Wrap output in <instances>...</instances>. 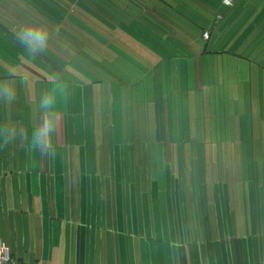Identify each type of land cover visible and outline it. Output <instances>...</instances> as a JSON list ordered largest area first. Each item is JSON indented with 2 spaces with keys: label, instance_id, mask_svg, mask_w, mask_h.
Here are the masks:
<instances>
[{
  "label": "crops",
  "instance_id": "1",
  "mask_svg": "<svg viewBox=\"0 0 264 264\" xmlns=\"http://www.w3.org/2000/svg\"><path fill=\"white\" fill-rule=\"evenodd\" d=\"M252 6H255L254 12L250 15ZM222 25L226 27L225 35L231 33L235 37L236 31L240 33L226 53L198 55V51L196 56L185 60L163 61L156 53L143 48L155 62L138 74L150 78L154 116L160 115L159 127L163 135L172 131L175 139V133L180 134L178 110L186 107L190 92L194 96L200 93L201 86L209 88L206 100L208 98L210 118L215 119L218 111L217 102L212 99L222 96L229 104L223 107V113L230 115L225 122V134L234 142L225 144L230 148L228 152L225 148V155L222 154L226 165H217L221 154L211 151L206 157L215 165H206V168L176 165L181 176L184 168L190 170V177L174 179L172 174L170 178L175 187L172 193L176 195L175 243L168 245L157 238L142 237L133 218L132 226L120 228L118 197L110 193V200L105 199L104 184L98 179H85L88 189L84 190L76 173L82 165H77L75 172L70 168L69 173H66V165L59 169L57 165H48L44 177L40 172L36 174L33 166L32 172L9 174L7 171L0 175V243L7 246L12 259L23 264H264V165H235L243 159L244 151L234 150V147H242L244 143L248 154L249 132L247 117L241 132L242 117L232 116V104L238 98L245 103V109L249 99L250 103L255 99L256 106L264 108V3L235 0L226 11ZM138 57L128 54L127 58ZM218 63L223 65L221 73L217 70ZM27 69L28 72L21 70L20 75L30 71L34 74L35 68ZM22 78H17V87ZM9 83L8 80L0 81V85ZM237 86L243 93H236ZM212 132L210 128L207 137L211 148L216 149ZM242 138L244 141L237 143ZM259 147L260 159L264 161V144ZM176 154L178 163L180 151ZM244 161L247 162L245 155ZM155 166L158 178L150 174L147 181L158 183V186L168 185L167 172L161 182L162 165ZM167 167L164 165V171ZM12 168L7 166L8 170ZM88 168L89 165H85L87 172ZM58 170H61L59 179L56 177ZM194 170H198L200 177H194ZM182 187L191 189L180 197ZM129 194L131 202L138 199L132 198V190ZM143 215L150 222L151 213ZM109 219L112 221L110 229ZM121 229L127 233L124 238ZM143 229L144 235L153 233L161 238L164 233L162 227L151 229L145 224Z\"/></svg>",
  "mask_w": 264,
  "mask_h": 264
},
{
  "label": "rangeland",
  "instance_id": "2",
  "mask_svg": "<svg viewBox=\"0 0 264 264\" xmlns=\"http://www.w3.org/2000/svg\"><path fill=\"white\" fill-rule=\"evenodd\" d=\"M190 39L184 36L188 51L192 53L200 51L201 44L196 42L191 44L192 39ZM133 49L134 55L141 58L124 59L130 64H124L127 69L118 70L114 67L113 70L111 69L114 73H109L110 77L96 73L92 66L84 61V66H81L76 77L66 73L61 76L62 74L59 75L53 68L49 72L45 71V67H36L33 70L34 74H24L19 80L20 87L16 86L18 81L16 78L9 80L10 83L7 85H0V93L4 87H7L14 94L10 100L6 99L3 93L2 96L0 95V175L7 171L9 174L10 172L27 173L34 166V172L36 174L40 172L44 177L48 165H57L58 169L66 165V173H69L70 168L75 172L77 165H82V169H78L76 173L82 181L84 190L88 189L85 179L89 181L98 179L104 184L105 199L110 200L108 197L110 193H115L118 197L120 228L123 225L132 226L133 218L137 231L139 232V229L142 231L138 233L139 235L149 239L157 238V241L161 240L170 245L175 243L176 237L174 209L176 195L172 193V188L175 187L171 185L173 180L170 178L172 174L174 179L190 177V170L184 168L181 176L179 170L177 172L176 165H187V167L202 165L204 168L206 165H215L209 157H206L211 151L221 154L217 165H226L222 158V154L225 155V144L227 141L234 142L225 134V122L230 119V115L223 113V107L224 104L227 106L229 104L222 96L212 99L213 102H217L218 111L215 119L210 118L208 98L206 100L209 88L201 86L200 93L197 92L194 96L190 92L191 96L187 100L186 107L184 105L178 110L180 134L176 132L175 139L172 131L170 133L167 131L163 135L159 127L160 115L158 114L157 118L154 116L155 103L150 98L152 97L150 78L138 74L144 73L155 60L149 59L143 48L133 45ZM88 55V53L85 55V59ZM216 66L221 73L223 65L218 63ZM133 72L135 75L132 76ZM92 81L99 83L92 84ZM220 81L222 82V79ZM221 82L218 84L221 85ZM236 89L237 94L243 93L239 86ZM45 94L52 99V110L56 114L58 124L47 147L34 146L32 133L43 118L40 101ZM147 94L148 98H145ZM232 105V116L236 119L242 117L239 129L241 132L244 130L243 120L247 117L246 129L249 132L248 154L245 153L247 146L244 143L242 147H234V150L244 151L243 159L235 165H264L259 154V146L261 143L264 144V108L257 107L255 99L251 100V103L250 99L248 100L247 109L244 108L245 103L241 98L235 100ZM170 111L172 112V108ZM210 128L215 136L212 141H215L216 149H212L209 145L207 135ZM241 141L243 142L244 138L237 143ZM178 150L181 161L177 163ZM244 155L247 162L244 161ZM9 165L13 167L10 170L7 169ZM85 165H89L88 172ZM95 165H98L97 170ZM155 165H162V170L159 172L161 182L164 181V172H167L168 185L158 186V183L147 181L150 179V174L152 178L154 176V179L158 178H156L158 169ZM164 165H168L167 171H164ZM197 172L198 170H194L195 178L199 176ZM60 173L61 170L56 172L58 179L61 178L58 175ZM190 189V187H182L180 197L187 190L189 193ZM131 190L134 193L132 198H138L136 201L131 202L129 194ZM147 201L152 203L149 205L145 203ZM107 205L110 214V202ZM147 212L152 216L150 222L143 215ZM145 224L151 229L154 226L162 227L164 233L161 234V238L160 235L155 237L153 233L144 235ZM110 226L112 221L109 219V229ZM120 232L122 238L127 234L122 229ZM138 234L136 235L139 236Z\"/></svg>",
  "mask_w": 264,
  "mask_h": 264
},
{
  "label": "trees",
  "instance_id": "3",
  "mask_svg": "<svg viewBox=\"0 0 264 264\" xmlns=\"http://www.w3.org/2000/svg\"><path fill=\"white\" fill-rule=\"evenodd\" d=\"M222 1L0 0V81L23 77L20 73L28 72L27 67L76 77L84 61L109 76L114 67L126 68L124 59L135 54L133 45L156 53L159 60L181 61L197 55L188 51L184 36L191 44H201L198 55L226 53L240 33L225 35L222 23L230 7ZM254 7L246 12L251 15ZM30 23L49 32L43 51L30 52L18 37L20 28ZM204 32L207 40L201 38Z\"/></svg>",
  "mask_w": 264,
  "mask_h": 264
},
{
  "label": "clouds",
  "instance_id": "4",
  "mask_svg": "<svg viewBox=\"0 0 264 264\" xmlns=\"http://www.w3.org/2000/svg\"><path fill=\"white\" fill-rule=\"evenodd\" d=\"M18 37L32 53L43 51L49 42L47 28L37 23L23 25L18 32ZM2 93L9 100L14 96L12 90L7 87L2 89ZM40 110L43 113V118L38 127L33 130V144L34 146L42 145L47 147L49 139L55 132L58 124L56 114L52 110V99L49 95L45 94L41 98Z\"/></svg>",
  "mask_w": 264,
  "mask_h": 264
},
{
  "label": "built area",
  "instance_id": "5",
  "mask_svg": "<svg viewBox=\"0 0 264 264\" xmlns=\"http://www.w3.org/2000/svg\"><path fill=\"white\" fill-rule=\"evenodd\" d=\"M235 0H223L222 3L225 7H232ZM202 40H207L208 33L204 32L202 35ZM0 264H23L21 262L12 259L11 254L7 246L1 242L0 243Z\"/></svg>",
  "mask_w": 264,
  "mask_h": 264
}]
</instances>
